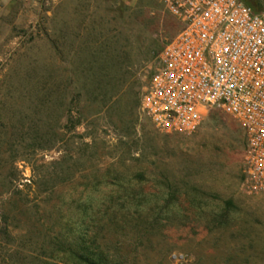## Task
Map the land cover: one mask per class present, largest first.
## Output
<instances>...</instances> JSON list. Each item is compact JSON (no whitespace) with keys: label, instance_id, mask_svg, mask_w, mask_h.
I'll return each instance as SVG.
<instances>
[{"label":"rangeland","instance_id":"1","mask_svg":"<svg viewBox=\"0 0 264 264\" xmlns=\"http://www.w3.org/2000/svg\"><path fill=\"white\" fill-rule=\"evenodd\" d=\"M179 28L159 0L1 1L0 264L67 227L120 264H264L240 121L168 133L140 112Z\"/></svg>","mask_w":264,"mask_h":264},{"label":"built area","instance_id":"2","mask_svg":"<svg viewBox=\"0 0 264 264\" xmlns=\"http://www.w3.org/2000/svg\"><path fill=\"white\" fill-rule=\"evenodd\" d=\"M159 1L180 28L161 50L141 114L168 133L194 131L208 108L232 115L245 133L244 184L264 193V10L242 0Z\"/></svg>","mask_w":264,"mask_h":264},{"label":"trees","instance_id":"3","mask_svg":"<svg viewBox=\"0 0 264 264\" xmlns=\"http://www.w3.org/2000/svg\"><path fill=\"white\" fill-rule=\"evenodd\" d=\"M245 4L252 7L254 10H261V5L258 0H242ZM84 222L81 223L82 226ZM69 227L65 229L67 234L57 232L49 239L50 246L49 251L46 250V254L43 257L33 258L38 264H120L119 260L112 258L110 255L103 253L102 251H95L91 244L87 243L85 235L87 229L81 227L75 234L76 236H70ZM97 248V247H95ZM60 251L63 253L61 257H58L55 252ZM48 252V253H47ZM33 261V264H36Z\"/></svg>","mask_w":264,"mask_h":264}]
</instances>
